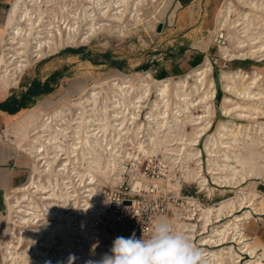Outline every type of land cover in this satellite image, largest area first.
<instances>
[{
  "label": "bare ground",
  "instance_id": "bare-ground-1",
  "mask_svg": "<svg viewBox=\"0 0 264 264\" xmlns=\"http://www.w3.org/2000/svg\"><path fill=\"white\" fill-rule=\"evenodd\" d=\"M53 1L11 0L4 23L0 26V90L3 92L0 97L5 96L11 87L17 85L26 67L33 61L44 58L45 54L55 53L67 45L88 42L97 30L120 25L122 28L132 24L139 25L143 21L142 17L145 18L148 15L153 17L154 21H152L155 22L163 16L168 5V0H84L83 3H79L78 7H74L72 12L69 11L70 15L57 16L53 12L54 6L48 8L54 3ZM237 1L241 9L235 6L233 0H225L217 12L219 25L221 27L227 25L230 29L226 37L229 44L219 46L222 57L230 60L243 58L246 55H256L259 60H262L264 59V0ZM86 2L94 5L91 8L87 7L84 4ZM160 2H162L161 7L158 6ZM233 11H237L238 18L230 23ZM147 24L150 27L154 26V23L150 24L149 18ZM147 24L145 23V26ZM127 29L129 30L128 27L126 31ZM235 49H247V51L236 54ZM211 70L212 65L208 58H205L203 62L193 67L189 74L172 82L174 93L172 97L181 101L182 105L183 103L188 105L192 101L195 102L192 96L199 93L197 99L202 103H208L215 92L214 79L209 76ZM260 70L253 68L250 72L241 69L221 71L222 87L236 98L229 95L223 96L221 108L225 113L236 112V116L249 119L264 116V72ZM188 75L192 76V82H189ZM150 77L157 91L156 96L161 99L167 97L170 94L169 90L172 89H170L169 77L162 80H157L151 75ZM132 81L133 79L126 75L100 78L90 86L78 88L76 90L78 95L72 99V102L70 101L69 105L45 112L42 104H35L17 116L16 135L21 141L19 147L26 154L30 173L26 182L12 187L5 194L7 214L3 235L0 239L3 264H48V262L66 264L70 253L75 254L77 258H80V263L85 264L88 259H99L105 253L102 251L103 243L96 244L97 238L100 237L95 235V229L90 230L89 234L80 236L79 228H72V217L68 215L65 208L68 202L64 203L63 190L67 191V187L60 181L64 178L62 167H59L62 165L61 160L52 151L61 137L66 134L72 119L79 118L78 122L83 125L92 123L93 119L100 117L108 118V120L110 118L126 119L129 112L130 118L136 117L135 110L130 111L129 107L135 108L136 102L142 101L140 98L142 99L150 88L146 79L141 78L136 88L133 87ZM105 84L107 87H104ZM98 87L99 90L96 89ZM135 90L137 91L133 95ZM142 90L143 92H139ZM145 98L148 97L145 96ZM101 99L104 101L103 105L100 104ZM155 103L157 105V99ZM179 108L184 110L187 106ZM154 111L155 113L151 109L150 115L146 116L147 119H151L147 130L151 132L149 138L152 144L159 135H172L180 140L184 134L179 132L180 127L178 128L177 123L168 125L174 127V131L178 130L176 133H172L170 127L162 132L166 129L165 125L169 123V118L164 116L165 112L157 109ZM205 111L207 116L211 115L213 113L211 105H208ZM178 118L181 120L182 117ZM210 122L211 120L205 123L203 121L197 126L198 122L190 123L195 127L191 132L193 136H189V144L186 147H191L190 144L194 142V137H199L203 131L207 130ZM253 122L252 125L247 124L246 126L238 122L228 124L220 121L213 135L206 140L204 146L209 151L207 159L209 173L215 182L237 187L247 179H250L249 183H256L255 179H264V120ZM181 141L174 144L185 143ZM175 146H173L175 151L182 149V147L175 148ZM173 151L172 154L175 152ZM188 151L190 154L199 153L191 148ZM92 155L90 157L94 159L91 161L90 168L87 165L86 170L75 171L76 175L84 181L89 179V184L96 181L114 183L118 175L111 173L113 161L108 156ZM232 157L237 162L234 170L231 164ZM195 174L191 173V175ZM195 178H199L198 181L202 187L207 185L206 177L202 174ZM242 189L236 191L235 198L223 200L217 207H208L205 211L206 217L214 212L218 217L223 213L232 217L223 222L220 225L221 228H216L214 235H218L220 241L225 233L230 231L237 233L240 219H246L252 214L251 210H245L241 214L233 213V210H236L237 205L240 206L244 199V196L240 197L238 194ZM251 196L249 198L250 205H253L251 208H254L255 212H260L264 207V196L258 198V193L256 196L252 193ZM75 209L83 210L84 208L80 209L77 205ZM82 216H85L84 213ZM83 236L89 244L82 242L81 237ZM209 241L210 236L203 243ZM88 245L89 247H86ZM93 245H98L94 253L92 252ZM247 246L252 250L249 245ZM204 250L206 249H203V253ZM208 253L213 261L203 257V264H222L226 257L231 260L232 264H237L234 263L236 255L232 247L226 254L218 249L210 250ZM250 262L251 264H263L259 260Z\"/></svg>",
  "mask_w": 264,
  "mask_h": 264
},
{
  "label": "rangeland",
  "instance_id": "rangeland-1",
  "mask_svg": "<svg viewBox=\"0 0 264 264\" xmlns=\"http://www.w3.org/2000/svg\"><path fill=\"white\" fill-rule=\"evenodd\" d=\"M75 1L76 0H54V3L48 6V8H52L54 6L53 12L54 15L57 16L64 14L70 15V12H72L71 10L74 9V7H78L80 2H84V0ZM204 1L205 0H194L187 5L182 3L181 5L179 0H168V5L163 16L160 17V19L158 18L155 20V22H153V17L148 15L145 18L142 17L143 21L139 25H127L129 28L127 31V27L123 26L124 28H122L121 25L113 28L97 30V32L92 35L88 42L76 45H67L55 53H51L49 55L45 54V57L41 60L33 61L28 67L25 68V70H23L15 87L19 88L21 85L26 86V82H28L32 76L41 77L49 73L50 75L48 76L47 80L49 81V86L50 84L52 85V91L43 95L39 101L33 103L34 105L42 104L45 112H48L63 107L64 105H69L70 101L72 102V99L78 95L76 92L77 88H81L82 86H90L94 84L95 80L98 81L100 78L102 79L106 77L110 78L112 76L126 75L133 79L132 83L134 84L133 87L135 88L138 86V81L141 78L146 79L149 83L148 86L150 90L148 92L149 94L147 93L145 96H147L149 99L145 98L144 96L142 99L140 98L142 101L136 102L135 108L129 107L130 111L134 109L136 112V117L133 119H135L139 124L141 122H146V116L150 115L151 109L154 113V110L156 109L161 112H165L164 116L167 119L169 118V123L167 122L165 126L170 123L171 125L177 123L176 125H178V128L180 127L179 132H181L182 135L184 134L183 136L181 135L182 138L180 140H178L179 138L172 137L171 135L172 139L168 141L170 143L169 147L172 148L170 151H175L173 147L176 145L174 144L175 142L181 140V142H185L175 146V148L182 147V149L178 151H173L175 155L171 152L165 153L166 161L164 164L166 165L165 169L167 176L160 177L156 180L159 181L158 183L160 184L158 189L161 191L164 189L167 194L172 195L176 194L179 186L178 183H180L181 187H184L183 191L184 189H195L196 192L194 194H189L188 196L192 195L191 197L198 200L202 204L203 208L207 210L208 207H217L223 200L232 197L235 198L237 196L236 191L240 188H243L242 191L238 193L240 197L244 196V198H246L248 196L251 198L252 193H255V196L257 193L259 194V192L256 190L257 183H249L250 179L238 184L237 187L227 183L222 184L215 182L212 179V175L209 173V165L207 161L209 151H207L204 144L206 140L211 135H213L215 128L220 121H225L228 124L232 122H238L247 126V124L252 125L253 120L254 122L264 120V116H259L255 119H249L247 117L236 116V112H231L229 114L225 113L221 108L223 96L229 95L234 99L236 98L229 91H225L224 87H222L223 84L220 81V73L222 70L232 71L234 69H241L243 71L250 72L253 68H256L257 70L261 69L260 71L263 73L264 67H252L249 66L248 63L252 62L255 65H258L264 61L259 60L256 55H246V57L243 58H234L230 60L223 58L219 46L229 44V40H227L226 37L230 29L227 25L223 27L219 25L217 12L225 0H207L206 4L203 5ZM233 1L236 7L240 9L242 8L237 0ZM88 3H84L85 6H90L91 8V6L94 5L91 2ZM9 6L10 2L6 7H4V11L0 15V26H2L1 24L4 23ZM158 6L161 7L162 2H160ZM148 18L150 19V24L154 23L153 27H150L147 24ZM236 18H238L237 11H233L231 13L229 22L231 23ZM145 23L147 24L146 26ZM135 28L136 30H134ZM246 51L247 49L234 50L236 54L245 53ZM205 58H208L212 65V70L209 76H212L214 79L215 92L211 99L208 100V103H202V101L198 100V93L192 96L195 102L192 101V103H188V105L183 103V106L181 101L175 100L174 96L172 97L174 94L172 82L189 74L190 70L197 66V64L203 62ZM187 59L193 63L192 67L187 68L183 72V68L177 69L180 70V72L174 75L166 74L164 67L168 66L169 63L181 64V62H184ZM219 61L226 62L228 66L225 67L219 64ZM150 75L157 80H162L169 77V80H171L170 89L172 88V91L169 90V93L171 94L172 92V94H168L167 97L162 99L161 97L156 96L157 91L154 89V83ZM192 79V76L188 75L189 82H192ZM104 87H107V85L105 84ZM96 89L99 90V87ZM201 90L202 89L200 88L199 91L201 92ZM136 91L137 90L133 91V95H135ZM139 92H143V90ZM2 94L3 92L0 90V96H2ZM165 98L168 99L166 100ZM155 99H157V105L155 103ZM102 100L103 99H101L100 102L101 105L104 103ZM100 104L99 106H101ZM208 105H211L213 111V113L209 116L206 115L207 112L205 111ZM30 106L32 105L27 106V108ZM180 106L183 108L187 106V108L180 110ZM137 108L139 110H136ZM129 114L127 118L131 116ZM178 117H182L181 120ZM208 120H211L209 123L210 127L203 131L204 133L202 132L199 137H194L195 140L192 144H190L191 147H186L187 144H189L188 138L190 135L191 137L193 136L191 132H193V127H195V125H191L190 123L198 122V124H196L197 126L203 123V121L205 123ZM171 121L175 122L172 123ZM169 127L170 126H167L166 129ZM174 129V127H170L172 133H176V131H178H174ZM15 137L16 136L14 134V139H17L18 141L19 139ZM190 148L193 149L194 152L198 151L199 153L190 154L188 151ZM215 150H217V148ZM195 156L199 157L196 158ZM233 157L231 159V164L234 170L235 164H237V162ZM192 172L196 174L191 175ZM200 174L206 177L207 185L205 187H202L199 184V178H195ZM255 180L258 182L261 179ZM145 182H149V180L145 179ZM180 195L184 194L181 192ZM224 215L227 216V213H223L220 216ZM216 217L219 218L217 215ZM231 218L232 217H227L220 223L211 224L210 226L211 228H221L220 225ZM184 231L194 235L196 233V231H194V226L190 225H188L187 229ZM99 242H104L102 245V251L108 252L109 249L107 247V242L105 240L103 242L100 240ZM253 247L256 246L253 245ZM77 259L75 264H84L80 263V258Z\"/></svg>",
  "mask_w": 264,
  "mask_h": 264
},
{
  "label": "built area",
  "instance_id": "built-area-1",
  "mask_svg": "<svg viewBox=\"0 0 264 264\" xmlns=\"http://www.w3.org/2000/svg\"><path fill=\"white\" fill-rule=\"evenodd\" d=\"M75 119L71 120L66 134L57 142L52 153L61 160L62 165L59 167H62L64 178L60 181L67 187V191L63 190L64 203L68 202L65 208L72 217V228H79L80 236L95 229V235L100 237L96 244L105 240L110 250L116 237H129L133 232L137 238L142 234L146 237L155 221L167 219L177 231L191 235L188 238L196 246L206 249V260L213 261L208 251L218 249L226 254L232 247L236 255L234 263L251 264V260H259L260 263L264 261L260 250H251L247 246L251 239L246 235L245 223L252 215L259 213L251 208L253 205H250L248 196L241 201L240 206L237 205L233 213L241 214L245 210H251V216L240 219L237 233H225L220 241L219 236L214 235L216 228H211L210 225L220 223L230 215L220 216V219L215 214L206 217L202 204L191 197L192 195L188 196L196 190L183 191L184 187L180 183L175 195L158 189L160 184L156 180L167 176L164 163L165 153L171 152L168 142L171 135H159L152 144L149 138L151 132L147 130L151 119L138 124L132 117L109 120L100 117L83 125L78 122L79 118ZM92 154L108 156L113 161L111 173L118 175L114 183L96 181L89 184V179L84 181L76 175L75 171H83L87 165L90 168L94 159L90 157ZM145 179L149 182H145ZM181 192L184 195H180ZM77 205L84 209H75ZM83 213L85 216H82ZM188 225L194 226L195 235L184 231ZM209 236L210 241L203 243ZM84 238L85 236L81 237L82 242L89 244ZM222 264L232 262L226 257Z\"/></svg>",
  "mask_w": 264,
  "mask_h": 264
},
{
  "label": "crops",
  "instance_id": "crops-1",
  "mask_svg": "<svg viewBox=\"0 0 264 264\" xmlns=\"http://www.w3.org/2000/svg\"><path fill=\"white\" fill-rule=\"evenodd\" d=\"M192 1L194 0H179L180 4L182 3L184 5H187ZM9 2H11V0H0V15L3 13L4 7H6ZM206 2L207 0L204 1L203 5H205ZM262 61H264V59H262ZM262 65L264 66V62ZM192 66L193 63L187 59L184 62H181V64L169 63L168 66L164 67V70L166 71L167 75H174L180 72V70L177 69L183 68V72ZM49 75L50 74L48 73L41 77L32 76L28 82H26V86L21 85L19 88L11 87L5 96L0 97V104H5L3 108L0 107V239L4 229L6 217L5 194L12 187L26 182L30 173V166L25 157L26 154L19 147L20 140L17 141V139H14V134L17 137V116H19V114L23 112L27 106L34 105L33 103L39 101L43 95L51 92L52 85L50 84L51 89L48 92L30 96L29 100H23L24 106H21L18 110L10 112L8 109L13 108V106L16 104V101L21 100L22 95L25 93L26 89L34 79H37L40 81L41 85H43V83L48 79ZM256 183V190L260 195H258V198H261L264 196V179H261ZM263 208L258 214L252 215L249 221L245 223L246 235L251 239L249 246L252 248V250H260L262 259H264ZM253 245L256 247H253ZM261 263H264V261ZM0 264H3L1 250Z\"/></svg>",
  "mask_w": 264,
  "mask_h": 264
},
{
  "label": "clouds",
  "instance_id": "clouds-1",
  "mask_svg": "<svg viewBox=\"0 0 264 264\" xmlns=\"http://www.w3.org/2000/svg\"><path fill=\"white\" fill-rule=\"evenodd\" d=\"M97 246H92L93 253ZM203 257V250L186 234L177 231L169 220L159 219L146 237L142 234L137 238L135 232L129 237L118 236L108 252L85 264H203ZM76 259L70 253L66 264H75Z\"/></svg>",
  "mask_w": 264,
  "mask_h": 264
},
{
  "label": "trees",
  "instance_id": "trees-1",
  "mask_svg": "<svg viewBox=\"0 0 264 264\" xmlns=\"http://www.w3.org/2000/svg\"><path fill=\"white\" fill-rule=\"evenodd\" d=\"M50 89H51V87L49 86V81L48 80H46L43 83V85H41L40 81L34 79L30 83L28 88L26 89L25 93L22 95L21 100L20 101H16V104L13 106V108L8 109V111L14 112V111L18 110L21 106H24L23 100H25V99L29 100L30 96L48 92ZM14 99H15V97H14ZM4 105L5 104H0V107L3 108Z\"/></svg>",
  "mask_w": 264,
  "mask_h": 264
},
{
  "label": "water",
  "instance_id": "water-1",
  "mask_svg": "<svg viewBox=\"0 0 264 264\" xmlns=\"http://www.w3.org/2000/svg\"><path fill=\"white\" fill-rule=\"evenodd\" d=\"M219 64H221V65H223V66H225V67H227L228 66V64L226 63V62H223V61H219ZM248 65L249 66H259V68H263L264 66L262 65V63L261 64H258V65H255L254 63H252V62H250V63H248Z\"/></svg>",
  "mask_w": 264,
  "mask_h": 264
}]
</instances>
